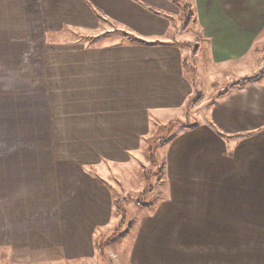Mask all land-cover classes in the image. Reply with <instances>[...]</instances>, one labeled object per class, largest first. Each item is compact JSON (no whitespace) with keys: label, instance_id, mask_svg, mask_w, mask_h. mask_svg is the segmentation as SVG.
<instances>
[{"label":"crops","instance_id":"obj_1","mask_svg":"<svg viewBox=\"0 0 264 264\" xmlns=\"http://www.w3.org/2000/svg\"><path fill=\"white\" fill-rule=\"evenodd\" d=\"M189 4L211 65L263 74L168 139L165 199L138 219L122 263L264 264V60L249 65L264 55V0ZM180 15L171 0H0V264L95 262L96 233L115 221L113 177L194 93L173 38ZM110 33L119 39L97 42ZM226 193L249 211L248 249L233 243L228 257L225 238L245 242L216 230ZM201 242L223 255H190Z\"/></svg>","mask_w":264,"mask_h":264},{"label":"rangeland","instance_id":"obj_2","mask_svg":"<svg viewBox=\"0 0 264 264\" xmlns=\"http://www.w3.org/2000/svg\"><path fill=\"white\" fill-rule=\"evenodd\" d=\"M183 3H189L190 0H182ZM181 9L180 16L173 17V25L177 27L176 36L178 41L183 44V51L185 54V68L187 69L188 75L192 78L193 90L194 93L190 97L189 101L186 102L184 107L178 111L173 112L170 118H167L164 121L158 122L159 128L152 132L151 136L146 139L143 143L138 155L131 161V163L124 165V174L123 177L120 175H115L113 186V195H114V224L111 228L104 231H98L94 238L95 246L97 247V259L95 262L90 264H123L122 255L125 256L130 251L132 246V241L134 235L132 230L136 225L138 219L144 214L152 213L153 205L157 202L163 200L158 197L159 185H161L162 176H159V170L162 165V148L168 142V139L171 136H174L176 133L182 129V125L187 126H196L200 124H206V119H208L211 107L209 106L211 102H217L220 99V95L225 91L234 90V83L240 81L243 78L254 79L255 76L259 75L262 69L257 70V74H251L250 69H242L238 73L232 72L231 70H224L221 67L213 66L207 60L206 52L200 50V35L197 28H193L184 31L183 27L187 22L186 17ZM106 36V37H105ZM104 38H100L97 42H114L118 40L120 35L116 33H110L104 35ZM259 49V47H258ZM257 49V50H258ZM260 50L263 48L260 47ZM262 54H258L257 51L253 54V62H249L251 67H259L264 60L263 51ZM248 62V61H247ZM192 100H197L196 105H192ZM192 101V102H191ZM167 127H171L173 130L170 131ZM178 128V129H177ZM166 141L162 143V140ZM236 139H228L226 141L228 153H233V149L236 145ZM248 147L245 145L241 148V155L247 156ZM153 156V158H152ZM241 172H247L246 165H240ZM228 183V182H226ZM152 191V192H150ZM233 194V193H232ZM232 194H227L225 198V207L218 209L219 218L222 219L223 215V227L220 226V234L226 235H239L241 236V241L245 243L233 242L231 238H225L224 243V255H232L233 247L231 244L234 243L235 246L245 248V251L248 249V209L234 211L232 208L227 207V203H230ZM242 195V199L247 200L248 192ZM229 197V198H228ZM217 197L214 196L208 198L207 204L212 206L214 200ZM228 198V199H227ZM211 202V203H210ZM223 213H222V212ZM215 213H209V220L212 221L211 224H216ZM208 219V212H205V220ZM235 218V220H232ZM209 220L204 225V230H207L211 225ZM236 221L235 228H233V223ZM206 223V222H205ZM228 224V225H227ZM231 226V227H229ZM215 230V232H216ZM206 232V231H205ZM187 231L184 230V239L187 241L188 237L185 236ZM203 236V234H202ZM189 243V242H186ZM204 248L201 247L198 249L196 246L190 255H223L221 248L218 246H213L211 249L207 250L205 244L201 242ZM178 251V250H177ZM207 251V252H206ZM170 254L177 255V253L172 252ZM179 254V253H178ZM52 260L48 262V259H37L33 260V263L37 264H51ZM88 264V263H80ZM125 264V261H124Z\"/></svg>","mask_w":264,"mask_h":264},{"label":"trees","instance_id":"obj_3","mask_svg":"<svg viewBox=\"0 0 264 264\" xmlns=\"http://www.w3.org/2000/svg\"><path fill=\"white\" fill-rule=\"evenodd\" d=\"M171 1H172L173 3H175V4H177V5H179V6L182 7V11H183V13H184V16H185L186 19H187V22H186V24L184 25L183 30H184V31H187V30L193 28L194 26H196L195 16H194V13L192 12V9H191V6H190L189 3H183V2H181L182 0H171ZM257 53H258L259 55L262 54V52H259V51H257ZM262 74H263V69H262V71H261V73H260V76H262ZM257 77H258V76H255L254 79H251V77H250V78H248V77H247V78H243V79H241L240 81L234 83V86H235V88H239V87L245 86V85L249 84L250 82L255 81V80L257 79ZM229 92H230V91H225V92H223V93L220 95V97H223V96L227 95ZM192 101H193V102H192ZM192 101H191V102H192V105H196L197 102H198L197 100H192ZM215 104H216V102H211L209 106L212 107V106H214ZM181 127H182L183 129H186V130H187V129H190V126H187V125H182ZM167 129L170 130V131L173 130L171 127H170V128L167 127ZM165 141H166V140L163 139L162 142H161V144H160V146H161L162 143H164ZM152 158H153V156H152ZM164 172H165V164H162L161 167H160V170H159V176H160V177L163 176ZM150 192H152V191H150ZM158 197H159L160 199H165V196L162 195L161 193H158Z\"/></svg>","mask_w":264,"mask_h":264}]
</instances>
